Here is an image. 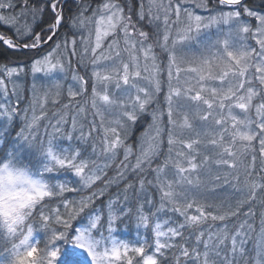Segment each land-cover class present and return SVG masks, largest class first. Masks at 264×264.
Segmentation results:
<instances>
[{
  "label": "snow or ice",
  "instance_id": "1",
  "mask_svg": "<svg viewBox=\"0 0 264 264\" xmlns=\"http://www.w3.org/2000/svg\"><path fill=\"white\" fill-rule=\"evenodd\" d=\"M136 3L0 0V95L32 78L0 118L45 161L0 197V264H264V0Z\"/></svg>",
  "mask_w": 264,
  "mask_h": 264
},
{
  "label": "rangeland",
  "instance_id": "2",
  "mask_svg": "<svg viewBox=\"0 0 264 264\" xmlns=\"http://www.w3.org/2000/svg\"><path fill=\"white\" fill-rule=\"evenodd\" d=\"M71 2V0H70ZM2 25V24H0ZM4 26V25H2ZM2 28V27H0ZM13 33V32H12ZM3 45V44H2ZM5 46V45H4ZM7 47V46H5ZM57 78H59V74H57ZM6 79V77H5ZM39 83H44L45 78L43 77V74L38 75V81ZM71 83L70 76L67 81H65V92L64 95L61 98V102H67L68 97L66 94V87L67 84ZM10 96L9 99L5 100L2 95H0V102L2 103H11L13 106L16 107V105H20L17 108L23 109L28 105V102L24 105L23 100L17 102L14 97L11 96V88H10ZM162 99V97H161ZM50 113L52 111H55L57 108L60 107V105L52 106L51 104L48 105ZM23 113H20L16 115L13 119V121L9 124L6 119L0 118V160L7 157H15L20 163L25 164L30 167V169L38 173L40 172L41 166L45 162L43 160V157L38 155L36 151L29 148L28 146L24 145L22 142H20V138L17 136V133L21 130V128L24 127L25 121L22 118ZM166 119V117H165ZM15 121H17L18 126H15ZM41 131L43 129L41 128ZM13 136V137H11ZM11 137V138H10ZM10 138V140H8ZM4 139V141H3ZM58 143L63 147L67 145V141H58ZM166 147V145H165ZM11 154V155H10ZM112 172V175L114 174V169H110L108 173ZM39 235L37 236V238Z\"/></svg>",
  "mask_w": 264,
  "mask_h": 264
},
{
  "label": "trees",
  "instance_id": "3",
  "mask_svg": "<svg viewBox=\"0 0 264 264\" xmlns=\"http://www.w3.org/2000/svg\"><path fill=\"white\" fill-rule=\"evenodd\" d=\"M133 4H134V8H138V4L136 3V0H133ZM197 11L199 12L200 10L197 9ZM45 19H47V16L45 17ZM0 27H2V28H0V33L6 34L8 36L13 35V33H12L13 31L9 27H7L5 25L4 26L0 25ZM40 27H43V25L37 26L36 30L39 31ZM25 60H26V58H25L24 54H22L20 52H16L15 50H10L7 47H5L4 45H2V43H0V64L6 63L9 67H18L21 64V62H24ZM0 75H2V74H0ZM18 82H21L23 84V88H24L23 103L25 105L29 101L30 93H29L28 89L30 88V85L32 83V78L30 75L25 76L22 78V80H20ZM10 88H11V85H9V90H10ZM89 91H90V88H89ZM18 106H20V105H16V107H18ZM15 126L16 127L18 126L17 121H15ZM141 131H142L141 127L136 128V130L133 134V137H132L133 141L135 140V137L140 134ZM11 137H13V136H11ZM10 138L8 140H10ZM3 141H4V139H3ZM45 175L48 176V175H55V174H45ZM108 175L111 176L112 172L108 173ZM59 178L60 179H70L71 176H70V174H67V175L61 174L59 176ZM98 184H99V182H98ZM111 191L115 192L116 189L113 188V189H111ZM229 191L230 190L226 186L224 188H221L218 190V192L220 194H226ZM68 195L70 196L71 194H68ZM117 235L121 239L134 240L136 238V229L134 228V226H131V225L127 229H125L124 226L122 225L120 227V229L118 230ZM249 247H251V245H249Z\"/></svg>",
  "mask_w": 264,
  "mask_h": 264
},
{
  "label": "clouds",
  "instance_id": "4",
  "mask_svg": "<svg viewBox=\"0 0 264 264\" xmlns=\"http://www.w3.org/2000/svg\"><path fill=\"white\" fill-rule=\"evenodd\" d=\"M38 173L33 172L29 166L20 163L15 157H7L0 160V197L4 199L14 198V194H26L34 192L38 185L34 181H40Z\"/></svg>",
  "mask_w": 264,
  "mask_h": 264
}]
</instances>
